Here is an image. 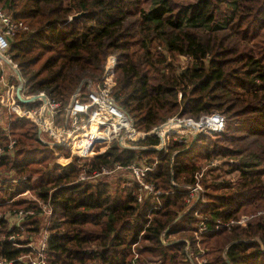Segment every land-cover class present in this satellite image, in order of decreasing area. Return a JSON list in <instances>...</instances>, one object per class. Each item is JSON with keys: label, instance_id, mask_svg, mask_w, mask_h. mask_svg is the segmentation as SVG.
Segmentation results:
<instances>
[{"label": "trees", "instance_id": "obj_1", "mask_svg": "<svg viewBox=\"0 0 264 264\" xmlns=\"http://www.w3.org/2000/svg\"><path fill=\"white\" fill-rule=\"evenodd\" d=\"M0 9L28 26L9 48L26 95L43 92L66 105L81 82L100 80L106 57L114 55L110 97L137 130L150 131L172 116L225 119L222 131L201 132L191 145L171 141L164 152L112 143L89 160L74 156L62 165L34 123L6 112L10 138L0 127V146L15 143L13 155L0 160V213L40 215L36 202L19 197L26 190L49 199L47 264H264V214L197 241L196 207L186 210L182 187L220 159L201 178L206 204L199 214L211 225L264 211V0H0ZM81 91L85 96L86 85ZM144 158L158 159L147 180L162 194L142 205L119 186L76 182L81 167ZM40 222L27 215L22 231L0 217V258L20 264L16 259L31 252L25 243ZM18 233L31 237L21 240Z\"/></svg>", "mask_w": 264, "mask_h": 264}, {"label": "built area", "instance_id": "obj_2", "mask_svg": "<svg viewBox=\"0 0 264 264\" xmlns=\"http://www.w3.org/2000/svg\"><path fill=\"white\" fill-rule=\"evenodd\" d=\"M27 29L28 26L24 21L17 20L9 12L0 9V108L5 109L6 112H14L34 123L37 127L38 139L54 150L59 164H67L74 156L89 160L91 157L104 153L112 143L117 144L120 149H145L150 147L162 149L166 152L171 141H187V139H191L201 132H220L223 130L225 119L220 113L204 115L198 120L172 116L150 131L137 130L131 117L117 107L110 97L116 63L114 55L106 57L100 80L96 83L90 80L81 82L80 87L71 95L66 105H62L43 92L26 95L24 93V79L19 73L18 64L13 60L9 48L16 34ZM83 85H86L85 96L82 95L81 91ZM18 87H21L20 97L16 93ZM15 101L30 104L37 103V105L21 108L16 105ZM2 113L0 110V119L3 121L2 117L4 115ZM0 127L4 129L6 135L10 138L5 122ZM148 138H157V144L151 146L139 144L142 140ZM14 143L15 141L10 139L7 148L0 146V160L3 156L13 155ZM57 147L67 150L69 155L64 157L61 153L59 154L56 151ZM176 152L173 151L171 162ZM157 162V158L150 162L144 158L128 164L117 162L110 166L102 165L97 168L84 166L79 170L76 182L85 184L107 182L112 188L119 186L128 190L137 204L142 205L147 200L155 199L162 194L153 182L147 180V177L154 171ZM220 163V159L209 160L195 174L193 183H186L182 186L186 191V210L196 207L194 216L199 220L193 235L197 241L203 233L213 232L221 228L229 230L234 225L244 227L250 219L264 214V211L258 210L255 213L243 214L228 221L216 220L211 225L207 223L206 217L199 214L206 204V187L201 178L207 169L214 168ZM26 178V176L13 178L11 182L16 185L18 181ZM171 183L176 184L173 180H171ZM20 195L36 202L42 214L43 222L35 237L30 238L29 242L25 243L31 248V252L19 256L16 261L20 264H47L48 225L49 217L52 215L49 199L44 201L34 197L29 190ZM25 195L30 196L26 197ZM27 215L34 217L35 210L23 211L19 209L15 212L16 223L14 225L22 231L24 230L22 219ZM7 216L9 215H5V212L0 213V217L10 220ZM16 235H19V233ZM7 238L11 241L15 239L14 235H9ZM20 238L24 240V236ZM33 238L36 240H33ZM160 239L162 243L166 244L164 233L161 234ZM256 240L258 241L257 238ZM189 248L187 242L186 249L189 250V255L194 256ZM0 264H12V261L0 258Z\"/></svg>", "mask_w": 264, "mask_h": 264}, {"label": "rangeland", "instance_id": "obj_3", "mask_svg": "<svg viewBox=\"0 0 264 264\" xmlns=\"http://www.w3.org/2000/svg\"><path fill=\"white\" fill-rule=\"evenodd\" d=\"M2 10H5V9H2ZM181 62L182 63H185V60H183L182 58H181ZM15 103H16V105H18V106H20L21 108H25L23 105H21L20 103H19V101H15ZM0 110L3 112L2 114L5 116L6 115V110L5 109H3V108H0ZM1 115V114H0ZM2 115V116H3ZM4 116L2 117V119H3V121L0 119V125L1 126H3L4 125V122H5V120H4ZM192 139V138H191ZM191 139H187V141H191ZM138 149V148H137ZM59 154L61 153V152H58ZM62 155H64V157H66L65 156V153H61ZM55 161L57 162V158H56V156H55ZM62 162V161H61ZM32 195L34 196V197H36L33 193H32ZM26 197H28V196H30V195H25ZM20 198H23V199H26L24 196H19ZM16 199V198H15ZM3 212H5V215L6 214H8L9 216H7V217H9L10 218V220H9V222H10V224L11 223H13V225H14V223H16V217H15V212H13V211H2L1 213H3ZM35 216H38V217H40L41 218V224H42V222H43V218H42V214L40 213V215H38V214H35L34 215V217ZM26 219V217L24 218V219H22V221H24ZM30 234H25V235H23V234H20L19 236L20 237H23L24 236V238H30L31 237V235L29 236ZM35 237V236H34ZM33 240H36L35 238H33ZM165 243H167V240L165 239Z\"/></svg>", "mask_w": 264, "mask_h": 264}, {"label": "water", "instance_id": "obj_4", "mask_svg": "<svg viewBox=\"0 0 264 264\" xmlns=\"http://www.w3.org/2000/svg\"><path fill=\"white\" fill-rule=\"evenodd\" d=\"M82 15H83V13H78V14H76V15H73V16L71 17V19L79 18V17H81ZM79 87H80V85L78 86V88H79ZM78 88H77V89H78ZM20 89H21V87H18V89H17V91H16L18 97H20V93H19ZM195 138H196V136H193V137H192L190 145L194 142ZM190 145H189V146H190Z\"/></svg>", "mask_w": 264, "mask_h": 264}]
</instances>
